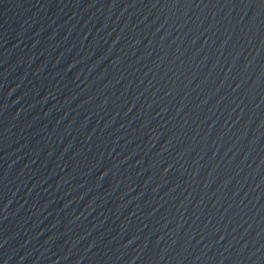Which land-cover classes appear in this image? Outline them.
<instances>
[{
    "label": "water",
    "instance_id": "obj_1",
    "mask_svg": "<svg viewBox=\"0 0 264 264\" xmlns=\"http://www.w3.org/2000/svg\"><path fill=\"white\" fill-rule=\"evenodd\" d=\"M0 264H264V0H0Z\"/></svg>",
    "mask_w": 264,
    "mask_h": 264
}]
</instances>
